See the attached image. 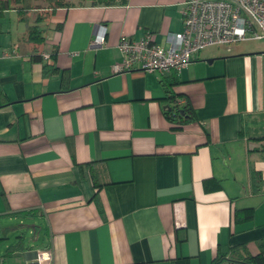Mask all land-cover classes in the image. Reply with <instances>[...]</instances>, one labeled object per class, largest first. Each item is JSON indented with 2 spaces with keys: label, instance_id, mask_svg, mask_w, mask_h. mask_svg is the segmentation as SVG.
Returning <instances> with one entry per match:
<instances>
[{
  "label": "crops",
  "instance_id": "1",
  "mask_svg": "<svg viewBox=\"0 0 264 264\" xmlns=\"http://www.w3.org/2000/svg\"><path fill=\"white\" fill-rule=\"evenodd\" d=\"M186 2L56 10L40 47L53 56L50 72L20 41L16 12L0 18V264H40L41 252L51 256L41 264H231L221 258L229 247L258 254L264 41L205 48L178 72L112 71L122 36L168 46ZM102 28L107 44L95 48ZM174 105L187 111L171 120ZM92 168L106 182L98 190ZM242 209L254 215L236 222ZM19 226L33 239L17 232L10 242ZM21 236L23 250L10 251Z\"/></svg>",
  "mask_w": 264,
  "mask_h": 264
},
{
  "label": "built area",
  "instance_id": "2",
  "mask_svg": "<svg viewBox=\"0 0 264 264\" xmlns=\"http://www.w3.org/2000/svg\"><path fill=\"white\" fill-rule=\"evenodd\" d=\"M183 26L181 33L168 37L166 47L153 42L150 36L139 41L122 36L118 45L122 60L112 66L113 73L178 72L196 61L205 48L264 41V0H187ZM106 44L102 28L92 46ZM42 58L47 62L51 54L44 53ZM50 259L48 252L38 256L40 264Z\"/></svg>",
  "mask_w": 264,
  "mask_h": 264
},
{
  "label": "trees",
  "instance_id": "3",
  "mask_svg": "<svg viewBox=\"0 0 264 264\" xmlns=\"http://www.w3.org/2000/svg\"><path fill=\"white\" fill-rule=\"evenodd\" d=\"M80 2L81 3L77 5L114 6L119 4L123 5L127 0H81ZM72 6H75L72 0H0V18H2L7 11L16 12L18 21L26 26L20 41L31 47L32 60L34 62H42L44 60L40 53V47L45 42V24H47L48 19L51 18L56 10ZM33 12L36 13V17L32 15ZM51 59H53L52 55L50 60L47 62L44 61L46 64L45 70L48 72L53 70V64L49 63ZM169 99H171L174 104V97L171 96ZM175 110L176 113L173 115V111ZM171 111L172 112L167 111L166 114L171 120H174L179 114L186 112L187 108L182 111L178 109V106L174 105ZM92 180L96 190L100 189L106 183L100 177L99 168H92ZM255 180H260V176L255 175ZM253 215V209L236 210L234 220L236 222L248 221L252 219ZM21 239L22 240L19 241L17 245L10 247L9 250H23L22 243H24V236H21ZM258 246L259 252L256 255L248 254L245 249L229 247V250L222 253L221 258L224 260L229 256L227 259L231 264H264V241L260 242Z\"/></svg>",
  "mask_w": 264,
  "mask_h": 264
},
{
  "label": "rangeland",
  "instance_id": "4",
  "mask_svg": "<svg viewBox=\"0 0 264 264\" xmlns=\"http://www.w3.org/2000/svg\"><path fill=\"white\" fill-rule=\"evenodd\" d=\"M80 1H81V0H72V3L75 4V5H77V4L81 3ZM42 6H43V5H42ZM32 15L36 17V13H35V12H33ZM257 42H263V41H252V42H248V43H246V44H249V45H256ZM246 44H244V45H246ZM237 45H238V44H237ZM237 45L227 46V47H222V46H221V48L231 49L232 47H235V46H237ZM244 45H242V46H244ZM26 225H27V224H26ZM30 230H32V229H30V228H24V227H21V228H20V226H19L18 230H16V232L13 233V234L11 235L9 241H10V242L15 241L16 233H17V232L20 233V234H21V233H24V234L26 235L27 239H29L30 236H31V238L33 239L32 235L29 234V231H30ZM2 249H4V248H2ZM0 251H1V250H0ZM0 254H3V250L0 252ZM8 263H9V264H25L24 261H23V258H22V257H18V258H15V259H13V260H9Z\"/></svg>",
  "mask_w": 264,
  "mask_h": 264
},
{
  "label": "water",
  "instance_id": "5",
  "mask_svg": "<svg viewBox=\"0 0 264 264\" xmlns=\"http://www.w3.org/2000/svg\"><path fill=\"white\" fill-rule=\"evenodd\" d=\"M167 108H168V110H170V111L172 110V108H170V107H167Z\"/></svg>",
  "mask_w": 264,
  "mask_h": 264
}]
</instances>
